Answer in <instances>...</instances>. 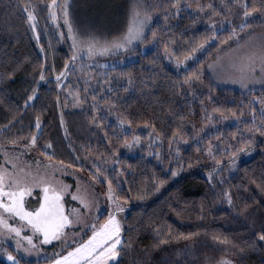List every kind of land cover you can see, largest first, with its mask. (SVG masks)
Returning <instances> with one entry per match:
<instances>
[{"label":"trees","instance_id":"16d2710c","mask_svg":"<svg viewBox=\"0 0 264 264\" xmlns=\"http://www.w3.org/2000/svg\"><path fill=\"white\" fill-rule=\"evenodd\" d=\"M147 1L156 14L145 42L152 48L135 49L129 62L96 70L90 100L76 109L62 91L69 83L56 81L66 65L69 75L71 51L51 26L36 40L23 11L33 6L46 21L50 0H0V145L29 146L35 136L42 157L79 169L103 191L107 181L94 180L102 165L97 161L111 165L102 175L128 206L122 218L128 243L116 264H213L225 257L264 264V92L214 87L206 72L220 51L252 30L264 31V12L248 17L251 27L239 28L242 5L259 7L260 0ZM173 4L180 7L176 14ZM213 32L216 38L200 48ZM192 46L197 59L179 68L175 63ZM188 82L201 92L186 95ZM33 89L36 98L28 101ZM132 134L145 144L158 137L157 152H131L126 144ZM161 238L168 243L157 247ZM224 238L230 243L221 244ZM0 264L7 263L0 257Z\"/></svg>","mask_w":264,"mask_h":264},{"label":"snow or ice","instance_id":"6c2138e0","mask_svg":"<svg viewBox=\"0 0 264 264\" xmlns=\"http://www.w3.org/2000/svg\"><path fill=\"white\" fill-rule=\"evenodd\" d=\"M176 7V4L172 5ZM29 5L23 8L26 13V20L29 23L33 32H36V16L35 8L29 10ZM49 19L53 24L59 28L57 23L60 17L63 18V23L67 27V37L72 41L73 56L72 60L80 58L81 55H86L89 58L95 56H115L119 54L128 53L135 50V45L144 44L148 40L147 30L152 21L151 13L147 8L137 2L133 3L130 8V15L127 21L126 28L124 30H118L115 34L109 33V38H98L94 32L86 31L82 36H78L74 31L73 25L70 22V0H50L46 4ZM243 19L239 25L240 30L251 27L248 21L254 12H264V0H260V5L257 7L255 4H243ZM216 25L211 24L210 28L215 29ZM236 29L233 28L232 34H235ZM156 33L152 32V36L155 37ZM252 35L251 33L249 34ZM61 38L64 34L60 33ZM216 33L210 37H207L198 46L203 48L210 39H215ZM227 43V40L223 41ZM252 48H259V55L256 53L245 54L239 70V76L232 79V82H237V79L242 83L247 75L255 74V65L259 62L264 68V41H261L258 45L253 43L250 45ZM43 51V49H41ZM197 51L196 46H192L191 53L185 54L183 61H177L178 65L192 58L193 53ZM167 55L168 53L165 49ZM68 65L65 66V71L56 76L57 85L62 76L67 74ZM247 69V71H245ZM196 78L198 74H194ZM224 79H229V76H223ZM39 80H45V73L41 71ZM187 82V80L185 81ZM36 90L33 89V94L28 97V101H32L36 98ZM95 99V97H93ZM79 103V101H77ZM25 106L27 107V101ZM214 111H220L214 109ZM211 119V117H206ZM123 124L124 121H121ZM36 128L39 129L40 123L37 120ZM129 127L131 125L129 124ZM264 135V129L259 130ZM158 138V137H157ZM140 137L134 136L131 144H127L129 148L136 144H139ZM251 143V141H249ZM15 146L16 142L12 141ZM36 137L33 136L30 139V146H35ZM48 148L52 145L48 144ZM238 151H245L243 147ZM5 155H7L5 153ZM46 155V153H42ZM51 159V156H47ZM215 160V157H212ZM7 163V160H6ZM219 163V161H217ZM61 164L63 162L61 161ZM191 166V165H189ZM48 167H52L49 165ZM12 168L15 169L16 165L13 164ZM63 171V169H60ZM23 173V170H21ZM17 173L15 171H9L6 168L0 167V236H4L5 233L8 237L16 238V248L19 250L23 247L22 242H26L29 248H36L37 244L34 242V238L39 241L41 245L52 244L60 242L68 247H71L68 242V233L66 229L73 228L80 224L82 217L90 213L94 207V204L86 197L79 195H73L72 199L77 201L80 205L79 208H74L70 212H67L63 203V191L57 189L47 175H41L39 172L32 173ZM102 170L97 168L96 177L102 175ZM173 176L177 175V172H172ZM211 173L209 178L211 179ZM29 179L31 183H29ZM104 180L107 181L106 200L108 201L111 211L108 213L107 218L103 223L99 222V218H95L91 224L88 225L91 235L86 240H81L76 243L75 240L72 244L71 250L67 251L66 255L57 254V258L54 260V264H116L121 253L124 251L127 241L123 238V228L120 221L119 214L124 211L122 204L120 203V197L115 195V189L113 188L111 180H108L107 176H104ZM164 181H160L163 184ZM157 186V189L158 190ZM39 188V194L36 198V207H30L31 202L26 200V197L33 195L34 189ZM79 192V188L77 189ZM229 205L232 204L231 195L225 193ZM138 198H144L140 196ZM127 201L125 200V203ZM19 222L18 226H14L16 222ZM23 232H30L31 235H23ZM184 239L190 237L185 236ZM259 240L264 241V233L259 235ZM221 244L230 243L227 238L220 239ZM168 241L161 238L157 244H166ZM2 246V245H0ZM29 248H24V251H29ZM10 264H20L19 260L7 249H4L2 253ZM219 264H231L230 261L222 259Z\"/></svg>","mask_w":264,"mask_h":264},{"label":"rangeland","instance_id":"374dc122","mask_svg":"<svg viewBox=\"0 0 264 264\" xmlns=\"http://www.w3.org/2000/svg\"><path fill=\"white\" fill-rule=\"evenodd\" d=\"M205 1L207 2V0ZM211 1L213 0H208V2ZM135 2H137V0H70V22L78 36H82L84 32L89 31L94 32L98 38H109V33L115 34L118 30H124L126 28L131 5ZM138 2L144 5L151 13L152 23L156 18V14L153 13L151 9V3L149 4L147 0H138ZM32 8L34 7L32 6L29 10ZM179 8L180 7L178 6L175 8L174 14L178 13ZM45 9L46 11L43 15L45 16L46 21L41 20L35 9L36 32H33L31 29L35 39L38 40L39 30H43L44 34H47L48 26H51L54 36L60 42L63 40L73 55L72 41L67 37V27L63 23V18L60 17L58 19L57 23L59 24V28H57V26L49 19L46 6ZM60 33L64 34L63 38H61ZM250 33L252 34L251 36L249 35ZM261 41H264V31L252 30L244 39L237 41L220 51L206 66L210 85L222 89L234 90L242 94L258 91L264 92V68H262L259 62L255 65V74L247 75L243 80V86L238 79L237 82H232V79L239 76V70L244 55H250L252 53L259 55V48H252L250 45L253 43L258 45ZM151 48L152 45L149 43L135 45V49L140 50L141 53L147 52ZM131 52L132 51L115 56H95L93 58L81 55L80 58L75 61L72 60V64L69 68V75L61 77L59 81L61 84L63 81L64 83H69L63 87L62 91L67 99L72 101V107L76 109L81 108L84 103H88L87 100H90L88 99V95L92 91V86L89 81L93 79L96 70L113 68L114 66L129 62L132 56ZM191 55V59L184 61L179 65L178 63L175 64H177L179 68L187 69L189 62L197 59L196 53ZM245 71H247V69H245ZM223 76H229L231 78L224 79L222 78ZM196 86V82L186 83L185 94L189 96L197 95L201 91H197ZM198 89H201V86ZM77 101H79V103ZM95 106H97V104ZM93 117L95 119L99 118L95 114ZM117 123L121 126V129L127 130L126 132L131 133L128 127L122 126L119 122ZM134 136L135 135L132 134L127 144L132 143ZM157 142L158 139L156 137H150L149 142L145 144L140 138L139 144H136L131 148L126 144V147L133 153L141 148H146L150 152L156 153L155 146ZM5 153L7 155H5ZM104 161L106 160H99L97 161V164H102L100 169L102 170V173H105L108 176L105 169L107 166L111 169V165L104 164ZM13 164L16 165L15 169L12 168ZM49 165L52 167H48ZM0 167L17 173H21V170H23V173L36 174L39 172L41 175H47L52 184L57 187V189L63 191V203L67 212L80 207L79 203L72 199L73 195L86 197L94 204L92 211L82 217L79 225L66 229V232L68 233V242L71 247L55 241L52 244L41 245L39 241L34 238V242L37 244L36 248H29L26 242H22L23 247L17 250L16 238L8 237L7 233H5L4 236H0V245H2L0 246V257L7 264H10V262L7 261L6 257L2 254L4 249L11 252L19 261L24 260L26 262H35L38 264H54L57 254L66 255L67 251L76 246L75 244H72L73 240H75L76 243H79L81 240H86L91 235L88 225L91 224L95 218H99V222L103 223L107 218L108 213L111 211V207L106 200L107 187H105L104 191L100 190L96 183L79 169L42 157L36 151L35 146L18 144H15V146L13 144L0 145ZM60 169H63V171H60ZM96 178L104 180V175H100ZM29 183H31L30 179ZM78 188L79 192L77 191ZM38 194L39 188H36L31 197H26V200L31 202L30 207L33 205ZM121 204L124 211L119 214L118 218L122 223V218L124 217L128 206L123 203ZM18 224L19 222L17 221L14 226H18ZM22 234L31 235L30 232H23ZM24 248H29V251H24ZM222 259L230 261L231 264H235L228 257L221 258L213 264H219Z\"/></svg>","mask_w":264,"mask_h":264},{"label":"flooded vegetation","instance_id":"af4514ba","mask_svg":"<svg viewBox=\"0 0 264 264\" xmlns=\"http://www.w3.org/2000/svg\"><path fill=\"white\" fill-rule=\"evenodd\" d=\"M37 206V204H36V200L33 202V205L31 206V207H36Z\"/></svg>","mask_w":264,"mask_h":264},{"label":"water","instance_id":"95a60500","mask_svg":"<svg viewBox=\"0 0 264 264\" xmlns=\"http://www.w3.org/2000/svg\"><path fill=\"white\" fill-rule=\"evenodd\" d=\"M38 206V205H37Z\"/></svg>","mask_w":264,"mask_h":264}]
</instances>
